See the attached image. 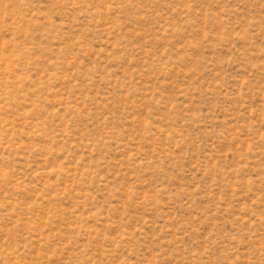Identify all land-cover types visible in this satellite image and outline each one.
<instances>
[{"label": "rangeland", "instance_id": "obj_1", "mask_svg": "<svg viewBox=\"0 0 264 264\" xmlns=\"http://www.w3.org/2000/svg\"><path fill=\"white\" fill-rule=\"evenodd\" d=\"M0 264H264V0H0Z\"/></svg>", "mask_w": 264, "mask_h": 264}]
</instances>
